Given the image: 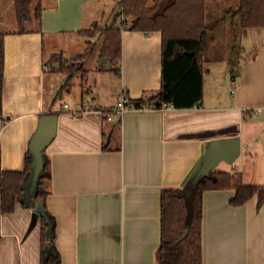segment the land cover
<instances>
[{"label": "crops", "instance_id": "0c3cea01", "mask_svg": "<svg viewBox=\"0 0 264 264\" xmlns=\"http://www.w3.org/2000/svg\"><path fill=\"white\" fill-rule=\"evenodd\" d=\"M39 2L40 26L19 33L14 0H0L1 166L24 171L41 115H58L56 137L46 150L47 209L57 222L61 264H158L161 193L186 189L212 140L239 137L241 143L239 158L221 162L218 166H228L215 171L240 173L246 185L264 186V40L245 44L255 53L238 64L227 56L205 58L199 105L128 111L108 121L104 111L124 94L141 100L161 88L162 34L123 30L120 74L110 67L101 72L92 96L83 100L92 108L74 115L82 97L65 101L72 87L60 93L66 75L51 72L48 59L54 52L81 54L77 50L87 39L79 32L107 26L116 1ZM65 103L70 108L64 109ZM106 144L109 150L103 149ZM234 194L227 189L203 195V264H264V199L255 196L235 207ZM43 246L42 220L35 218L31 202L22 198L14 212L3 214L0 201V264H43Z\"/></svg>", "mask_w": 264, "mask_h": 264}, {"label": "trees", "instance_id": "16d2710c", "mask_svg": "<svg viewBox=\"0 0 264 264\" xmlns=\"http://www.w3.org/2000/svg\"><path fill=\"white\" fill-rule=\"evenodd\" d=\"M116 1V0H115ZM34 0H14V9L19 26V33H25L27 23L37 21L40 26L42 5ZM120 8L111 24L104 28L98 26L84 29L79 34L86 40L83 53L75 56L73 61H61L63 53L51 54L48 64L53 60L59 66H51L53 73L67 76L60 93L77 76L86 77V61L92 55V38L103 37L100 49V66L97 72L110 69L120 74L122 59L123 30L160 32L162 34V85L158 92L142 98L140 106L160 110L164 103L174 108H191L202 103L204 98L205 55L210 43V30L207 23V0H117ZM231 15L230 31L233 37V52L238 49L239 38L251 29L264 28V0H239L238 7L226 10ZM122 17L121 26L118 20ZM230 17V16H229ZM240 24V25H239ZM5 33L0 32V103L3 99L4 85V47ZM53 59V60H52ZM108 63V66L106 64ZM92 85L89 91H92ZM91 93V92H90ZM86 92H81L82 101ZM137 105V106H139ZM106 110L104 113L110 111ZM108 144L103 146L109 150ZM31 170L29 157L24 171L3 170L1 166L0 144V201L1 212L12 213L16 204L22 201L24 190L22 183ZM50 174L46 166V175L41 179L35 192L36 201L45 204L48 219L42 220V240L44 247L43 264H61V256L55 247L57 222L47 209V198L50 194L47 180ZM234 190L230 204L235 207L244 206L255 196L259 202L264 199V186L246 185L240 173L228 171H212L209 176L202 177L192 188L193 199L191 209L186 199L178 192L180 189H164L161 193L162 236L157 251L158 264H203L202 259V223L203 195L211 190ZM47 248L48 251H47Z\"/></svg>", "mask_w": 264, "mask_h": 264}, {"label": "rangeland", "instance_id": "374dc122", "mask_svg": "<svg viewBox=\"0 0 264 264\" xmlns=\"http://www.w3.org/2000/svg\"><path fill=\"white\" fill-rule=\"evenodd\" d=\"M216 1L217 0H207V10H208L207 23L212 27V29L210 30V39L212 40H210L205 58L211 59L214 62L224 56H227V58L233 59V62L238 64L242 58L251 57L254 55L255 52L253 48L250 50L249 48L245 49L243 46L245 44L249 45L251 44V42H253L256 45L257 42L264 40V28L249 30L250 35L246 40L245 39L242 40V36H241L239 38L238 49L237 51L235 50V53H234L233 52V37H232L231 31L226 29V25L230 23L233 19L231 15H229L230 17L226 16V19H225L226 14L223 13L224 11L223 8H225L226 10L228 9L235 10L238 7L239 0H223V2L222 1L216 2ZM116 3H117V0H116ZM36 4H37V0H34L33 7H35ZM119 10L120 8L116 4V7L112 13L111 19L108 21V24L112 23L114 16L118 13ZM121 20H122V17H120V19L118 20L119 26H121ZM100 23H101V26H105L102 24V22ZM36 24H37V21L35 20L32 21L31 23H27L25 26V29L28 30L31 27L34 28ZM97 26L99 28H104V27H100L98 24L95 27ZM86 39L88 40L89 38H86ZM91 40H92V45H93L94 50L92 51V55L89 57V59L86 61V64H85V68L87 70L86 77L83 78V77L77 76L71 81L72 92L70 94L66 93L65 101L75 102L76 99L77 100L79 99L81 92H86V98H89V96H92L93 94L92 91H89V86L92 85L93 89L96 88L95 86L96 79L100 77V73H101V72H97L96 69L101 64L99 55H100V49L103 43V37H99V35H96ZM85 48L86 46L84 47V49L79 48V50L77 51L83 53ZM55 53L57 54L56 59H58L60 52H54L53 54ZM60 56H61L60 59H62L61 61L67 60L71 62L75 58V56L73 57H66L65 55L64 57L62 55ZM59 64L60 62L53 60V63H52L53 66H59ZM52 65H50V67ZM106 66H108V63L106 64ZM238 68L240 70L242 69L240 66L236 67L233 71L234 75L238 73V70H239ZM66 79H67V76L63 77L62 80H66ZM93 91H95V89ZM102 94L104 97H106L107 95L105 91H102ZM58 103L60 104L61 101H59ZM226 166L228 165L223 164V165L217 166L216 168L224 169V167Z\"/></svg>", "mask_w": 264, "mask_h": 264}, {"label": "water", "instance_id": "95a60500", "mask_svg": "<svg viewBox=\"0 0 264 264\" xmlns=\"http://www.w3.org/2000/svg\"><path fill=\"white\" fill-rule=\"evenodd\" d=\"M57 130L58 115L56 113L43 114L40 117L38 129L30 142L31 170L26 175L22 188L24 190L23 199L26 198L31 202L35 218L44 216L48 219L45 204L36 201L35 192L40 185L41 179L46 175L48 162L46 150L55 139ZM240 153L241 143L239 137L216 139L208 143L205 154L192 173L186 189L178 192V195L186 199L189 209L192 206L193 186L202 177L209 176L221 162L234 163L239 158Z\"/></svg>", "mask_w": 264, "mask_h": 264}, {"label": "built area", "instance_id": "2783aa9c", "mask_svg": "<svg viewBox=\"0 0 264 264\" xmlns=\"http://www.w3.org/2000/svg\"><path fill=\"white\" fill-rule=\"evenodd\" d=\"M139 104L141 105V101L132 100L126 94H124L122 96L121 100L117 103V105L112 107L110 111L104 113L106 115L105 118L108 121H112L115 118H117V119L121 118L128 111L153 110L152 107L140 106ZM137 105H139V106H137ZM63 108L68 109V108H70V106H69V104L65 103L63 105ZM91 108H92V106L90 105L89 102H80L76 107L74 115L84 113V112L90 110ZM172 108H174L173 105L168 104V103H164L160 110L172 109ZM2 121L3 120L0 117V123H2Z\"/></svg>", "mask_w": 264, "mask_h": 264}]
</instances>
